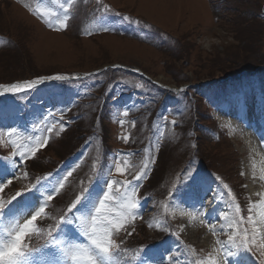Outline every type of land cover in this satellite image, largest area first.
<instances>
[{"label": "rangeland", "instance_id": "374dc122", "mask_svg": "<svg viewBox=\"0 0 264 264\" xmlns=\"http://www.w3.org/2000/svg\"><path fill=\"white\" fill-rule=\"evenodd\" d=\"M92 1L37 0L36 4H33L34 11L26 7L27 3L21 4V0L0 2V93L3 92L4 87L16 82L42 80L34 87L40 88L29 95L17 99L13 98L15 95L10 92L0 95V175L13 171L6 158L19 163V156H12L13 150L19 147L20 151L27 152L29 146L36 148V155L39 154V150L48 149L47 155L52 161L50 167L45 168L53 171L44 174L35 173L30 181L23 176L22 182L8 176L16 182L3 194L1 204L7 199L13 201L12 211L8 212L7 218L2 222L4 229L19 221L15 210V201L19 197L13 200L17 192H21L22 196H28L29 190H33V186L37 185L38 190L35 193L44 199L47 191L60 188L66 180L65 177L69 176V171L72 173L71 179L75 177L79 180L104 169L98 174V180L84 194L88 199L82 198V204L88 207H91L93 202L98 204L103 192L108 190L109 181L118 182L115 186L119 187L121 192L124 191L120 188V183L125 184L123 180L145 171L147 160L142 161L143 164L138 163L134 160L131 150L141 139H144L143 145L150 146L155 151L154 159L146 170V176L152 179L157 168L160 149L153 143L154 139L146 136L133 139L134 130L137 131L139 128L138 123L132 122L134 130L126 126L130 130L128 134L120 122L125 110L128 111L132 107L133 97L136 96H141L139 97L141 101L139 105L133 106L126 116L145 114L149 106L144 104L154 99L155 88L157 92L163 90L166 93L167 103L161 113L162 117L195 120L193 123L199 127L208 125L212 128V137L210 134L206 135L205 130H199L197 153L200 163L212 168V173L207 172L215 179L219 177L223 182L219 188L230 204L232 214L228 215V221L232 224L231 233L238 234L239 230L241 233L238 235L239 239L245 230L249 235L256 231L264 236V225L259 223L260 216L264 213V196H261L262 192L257 187L260 184L252 163L254 157L250 155L245 143L241 142L243 137L240 133H243L244 129L236 134L227 120V117L234 116L235 120L229 119L237 122L239 119L236 116L241 113L237 101H230L246 94L249 87L256 89L254 81H257L258 76L264 79V71H261L264 70L262 68L264 67V0H231L230 2L224 0L221 11L216 10L218 0H98V3L96 0L98 6L91 13L84 14L83 24L75 32L76 34L73 30L65 32L66 24L71 23L72 20L82 23L81 14L84 8L87 11L91 7ZM230 6L236 11H231ZM127 13L133 14L136 19L127 20ZM65 14L68 16L67 20H64ZM48 21H51V27ZM144 22L167 31L161 48L155 47L152 43L155 40L151 35L152 26L145 25ZM140 26H144L145 29ZM104 28L109 30L104 31ZM124 30H129L132 34L134 31L138 36H142L141 41L132 34H126ZM119 65L137 68L149 76V80L144 79L152 86L142 84L143 80L134 76L128 77L117 73ZM105 66L108 67L98 70ZM96 70L98 73L91 74ZM254 70L260 71L254 72ZM62 76L69 77L70 80L66 82L68 93L64 101L58 102L57 91L65 82H60L63 84L56 82ZM84 76L87 78L82 79ZM231 82L235 85L231 86ZM189 83L197 86L184 89L182 93L180 92L181 95L178 91H174L183 89ZM42 85L49 86L41 88ZM207 88L212 94V99L215 98L214 95L220 98L211 103V99L206 98ZM234 91L238 96L224 95ZM95 93L102 95L103 108L106 110L104 113L106 117L104 116L102 120L103 128L106 130L105 141L107 140L106 161L103 159V144L100 137L94 139L93 144L86 140L81 145L83 140L70 138L68 133L64 136L65 141L60 138L58 143L51 145L50 141H56L54 131H57V135H61L68 130L56 127L53 131H48L56 120L63 117V111L73 106L74 99L89 100L90 105H97V102L93 103V99L87 98ZM185 93L187 98L181 102ZM125 99H130V103H124ZM223 102H228V107H223ZM23 103L26 106V115L20 120L22 125H16L15 115L18 107ZM222 109L223 111L220 112ZM202 114L206 115L202 116ZM158 115L157 113L154 117L157 119ZM83 117L82 123L87 128L96 120L93 115L86 114ZM126 122L128 124V120ZM192 124L187 129L194 130ZM12 128L17 129V133L13 134L9 141L5 133ZM178 135H167L158 140L164 144L172 142ZM124 136H128L127 142L124 141ZM212 138L221 141L215 143ZM37 140L41 144L45 140L47 143L40 147ZM48 144L51 146L49 147ZM21 145L24 147H20ZM56 145L58 148L55 147ZM77 148L79 150L75 154L78 156L67 161L66 155L68 153L70 155ZM63 151L65 152L62 153ZM29 157L32 155L30 154ZM126 157L129 159L126 160ZM160 157L158 162L160 172L166 173L171 170L176 171L185 160L181 159V154L176 148L166 149ZM117 165L121 168L122 174L115 171ZM35 170L36 172L44 170L42 164L37 162ZM17 171L16 168L15 175ZM193 174L195 171L188 169L186 175ZM158 178L159 172L155 176V179ZM211 179L209 176L204 178L199 176L196 186L187 188L191 197L196 198L195 201L188 200L181 205L184 196L174 190L171 200L155 202L159 213L166 212L167 222L157 210L151 228L142 232L140 239H135L134 243H149L150 237L147 233L160 232L168 240L164 248L166 253H170V250L186 237L192 243L203 244L205 247L209 245V248H199L197 260L200 264H211L212 259H217L219 251L216 252L210 242L204 244L205 232L203 229L198 230L199 227L196 226L200 223L202 214L200 205L204 203L201 200L203 193L200 188H206ZM139 183L140 181L138 183L136 181L132 184L138 186ZM5 184L7 185V180ZM129 193L131 194V187ZM226 193L231 195L227 198ZM32 197L37 199L36 196ZM150 202L151 200L148 199L147 204ZM16 208L19 215L29 209L25 201L17 204ZM137 211L140 214L135 219L129 218L130 223L125 226L128 229L136 221L140 222L137 219L142 218V209ZM248 213L249 217L254 214L252 218L254 223L250 224L251 227L246 224ZM171 229L176 236L168 237L170 231L172 233ZM257 239L259 243L260 237ZM255 252L261 260L260 253ZM51 255L55 256L56 253ZM133 259L138 260L137 256H133ZM184 264L189 263L186 261Z\"/></svg>", "mask_w": 264, "mask_h": 264}, {"label": "snow or ice", "instance_id": "6c2138e0", "mask_svg": "<svg viewBox=\"0 0 264 264\" xmlns=\"http://www.w3.org/2000/svg\"><path fill=\"white\" fill-rule=\"evenodd\" d=\"M68 16L65 14L64 20H67ZM49 26H52L51 21H48ZM63 24V21H61ZM104 31H108V28H104ZM36 81L25 82L23 84H11L4 87V90L0 95L11 92L18 94L26 90L32 89ZM174 91L183 92L184 89H178ZM128 114L125 110L124 115ZM167 120V116L163 117ZM123 124V121L120 122ZM173 125L176 121H172ZM49 132L52 128L48 129ZM17 133V129L12 128L6 132L5 135L11 140L13 134ZM124 141H128V136L123 137ZM37 143L40 147L45 146L44 143ZM20 147H24L21 145ZM36 151L35 147L29 146V151H20L19 147L13 150L12 156H19V163H23L29 158V155H34ZM8 159V162L13 169L12 172L0 175V191L7 184L12 183L11 176L15 178V169L17 168V161ZM147 164L145 165V171L140 175L134 176L133 179L137 183L146 178ZM115 171L122 174V170L119 165L116 166ZM71 171L68 175L71 176ZM25 175H27L25 173ZM67 178V177H65ZM219 180V177H217ZM39 183V182H38ZM118 182L109 181L107 183V191L103 192V197L99 199L98 204L91 203V207L82 204V196H77L74 201L68 204L66 211L53 225H50L46 233L43 229L37 227L36 222L38 218H43L46 215L45 209L48 201L53 199V195L60 191L59 188L47 191L45 199L37 198L36 202L28 204L30 211L29 218L23 219V222H15L10 227L0 231V264H118L115 257L126 250L121 248L120 245L115 243V237L119 235L121 230H126V225L130 223V219H135L140 213L137 211L139 201L133 199L138 188L132 184V181H127L123 187L124 191H120L119 187H116ZM60 187H63L61 184ZM129 187H131V194L129 193ZM227 187V185H224ZM37 185L33 186V190H29L28 196H23L21 192H17L13 200L17 197H21L23 201L27 202L29 197L34 196ZM171 195V194H170ZM231 195V193H229ZM213 198H217L214 193ZM87 200V197H83ZM11 201L7 204H0V223L7 218L8 212L12 211ZM202 208L203 205L201 204ZM115 209V211H114ZM251 211V209H249ZM207 213L204 214L205 222L208 224L213 235H217L218 229L213 221L207 220ZM226 214L221 216L224 219ZM249 223H254L251 217L248 218ZM259 223L264 225V213L261 214ZM151 227V225H149ZM223 225L220 226L221 230ZM34 233H39L44 237V244L39 247L29 248L26 240H30ZM127 235H131V232H127ZM237 233L228 235V240L221 241L217 239L219 245L218 260L212 259L211 264H247L245 257L240 256V250L258 251L260 253L261 264H264V236L260 232H252L251 235L244 231L243 236L237 240ZM258 237L260 242L258 243ZM123 244V240L120 242ZM46 249L54 250L56 255L52 256ZM140 253H143L141 255ZM137 254L139 264H164V261L156 260L154 256H150L145 252V249H141ZM232 258L231 260L229 258ZM175 264H179L178 257H173ZM127 264V262H125Z\"/></svg>", "mask_w": 264, "mask_h": 264}, {"label": "bare ground", "instance_id": "6f19581e", "mask_svg": "<svg viewBox=\"0 0 264 264\" xmlns=\"http://www.w3.org/2000/svg\"><path fill=\"white\" fill-rule=\"evenodd\" d=\"M247 121H255V119L251 120V119H247ZM256 125L254 127H258V122H255ZM260 125V124H259ZM262 127H264V123L261 124ZM260 126V127H261ZM261 127V128H262ZM243 133H240L242 134V139H241V142H244L245 145L247 146L248 150H249V153L253 158V166H255V176L256 178H260V180L262 179L263 180V183L262 185L259 187V190L261 193V196H264V160L262 159V156L261 154L259 153V151L256 149V146L254 144V142H252V138H251V134H252V131H251V128L248 127V126H243ZM238 136V135H237ZM239 138V137H238ZM240 140V139H239ZM259 192V193H260ZM36 198L35 197H32V199L30 200V204L36 202ZM24 201L22 199H19L17 202H16V205L17 204H20V203H23ZM29 204V202H28ZM20 209V208H19ZM25 210V209H24ZM34 209H28L27 212L25 213H21L19 215V222H23V219L25 218H29V214H30V211H33Z\"/></svg>", "mask_w": 264, "mask_h": 264}, {"label": "trees", "instance_id": "16d2710c", "mask_svg": "<svg viewBox=\"0 0 264 264\" xmlns=\"http://www.w3.org/2000/svg\"><path fill=\"white\" fill-rule=\"evenodd\" d=\"M231 0H229V2H230ZM223 2H224V0H218V5H217V7H216V10H220L221 11V9H222V5H223ZM212 6H213V4H212ZM231 7V11H236V9H233V7L232 6H230ZM213 8H214V6H213ZM226 12H227V10H225ZM86 13V8H84V11H83V14H85ZM228 13V12H227ZM123 14H126V13H123ZM129 15L130 16H133V14H131V13H129ZM80 27H81V25H76V26H74L73 27V30H74V33L76 32V31H78L79 29H80ZM155 29H156V32H161V31H163V32H166L165 30H162L161 28H159V27H156L155 26ZM76 34V33H75ZM80 127H83L81 124L79 125V128L77 129V134H76V136H72L71 138H73V139H78V138H80V136L83 134V135H86L87 134V132H82V130H80ZM73 139H71V140H73ZM58 151H60V150H58ZM65 151H63L62 153H64ZM152 183H154V182H151V184Z\"/></svg>", "mask_w": 264, "mask_h": 264}]
</instances>
